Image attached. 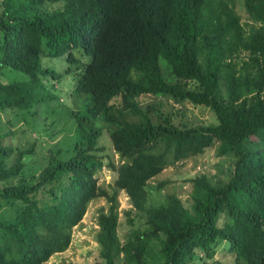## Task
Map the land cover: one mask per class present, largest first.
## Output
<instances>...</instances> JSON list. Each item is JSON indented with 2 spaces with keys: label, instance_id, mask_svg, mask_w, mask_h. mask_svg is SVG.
I'll return each mask as SVG.
<instances>
[{
  "label": "trees",
  "instance_id": "obj_1",
  "mask_svg": "<svg viewBox=\"0 0 264 264\" xmlns=\"http://www.w3.org/2000/svg\"><path fill=\"white\" fill-rule=\"evenodd\" d=\"M243 4L250 22L234 0H1L0 76L10 68L29 80L0 83V108L31 111L56 98L49 83L68 74L86 106L74 114L73 154L65 159L50 149L29 180L25 158L34 147L6 144L11 131L0 129V264H44L66 251L100 197L108 207L98 217L101 259L94 264H264V0ZM45 56L65 57L66 70L44 67ZM145 94L205 105L217 122L156 121L141 106ZM97 118L127 159L110 162L117 177L108 186L97 178L104 164ZM216 145L219 156L235 158L228 182L194 178L191 209L176 195L147 206L151 179ZM120 191L147 224L125 242ZM153 240L159 257L150 260ZM221 244L231 262L217 257Z\"/></svg>",
  "mask_w": 264,
  "mask_h": 264
},
{
  "label": "rangeland",
  "instance_id": "obj_2",
  "mask_svg": "<svg viewBox=\"0 0 264 264\" xmlns=\"http://www.w3.org/2000/svg\"><path fill=\"white\" fill-rule=\"evenodd\" d=\"M234 3L242 21L244 23L250 22L243 0H234ZM51 7L57 8L61 5L54 4ZM1 9L0 0V11ZM246 55L247 53L241 54V57ZM43 64L44 67H51L60 72H64L67 68L65 57L45 56ZM26 80L28 81L29 78L24 76L22 72L10 68L5 69L0 76V83L2 84ZM76 80L75 74L63 75L57 80L52 79L49 83L50 90L58 96L50 98L38 106H33L31 111L18 108H0V129L3 132L11 131V134L5 137V143L24 148L34 147V153L25 158L24 176L28 180L34 175H38L46 166L50 149H61L65 159L73 154V141L78 124L74 114L76 110L82 111L86 106L85 95L73 90ZM186 85L194 87L195 83L189 81ZM139 100L141 106L148 110L156 121L163 120L165 117H172V121L179 126H200L217 122L216 114L205 105L189 102L178 103L166 96L153 94L141 95ZM127 116L132 121L142 119V117L132 114H127ZM94 122L103 130L98 146L104 147L98 152L104 164L98 171L97 178L100 185L108 186L114 184L117 177V171L110 166V162L114 161L118 164L127 159H123L120 153L114 149L109 134L110 126L101 118H97ZM217 146L208 148L204 153L187 160L171 163L162 173L151 179L147 185L149 190L147 206L167 205L171 197L176 195L187 208L191 209L194 192L192 180L194 178L206 174L215 185L228 182L235 167V158L219 156ZM118 200L120 204L118 236L122 242H125L126 237L133 229H145L147 224L145 216L133 207L125 191L119 192ZM102 207H108L105 198L100 197L93 200L89 204L83 220L73 228L72 242L69 248L64 252L54 254L44 264H94L99 261L101 256L100 245L97 241L100 231L98 217ZM152 244L154 247L149 256L150 260L159 257L157 242L153 240ZM223 246L224 244H221L217 257L222 258L225 255L226 248L224 249ZM224 258L228 262L232 261V256L229 253ZM119 264H122V260Z\"/></svg>",
  "mask_w": 264,
  "mask_h": 264
}]
</instances>
